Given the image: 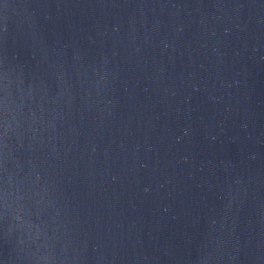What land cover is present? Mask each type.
<instances>
[{"label":"water","instance_id":"95a60500","mask_svg":"<svg viewBox=\"0 0 264 264\" xmlns=\"http://www.w3.org/2000/svg\"><path fill=\"white\" fill-rule=\"evenodd\" d=\"M0 264H264V0H0Z\"/></svg>","mask_w":264,"mask_h":264}]
</instances>
